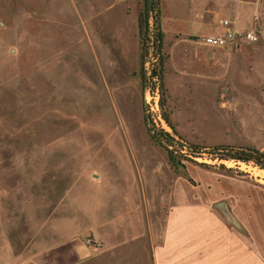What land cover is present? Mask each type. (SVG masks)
I'll use <instances>...</instances> for the list:
<instances>
[{"label": "rangeland", "instance_id": "374dc122", "mask_svg": "<svg viewBox=\"0 0 264 264\" xmlns=\"http://www.w3.org/2000/svg\"><path fill=\"white\" fill-rule=\"evenodd\" d=\"M36 13L30 0H0V264H52L59 245L82 246L81 264H155L153 206L161 202L160 215L171 210L164 184L176 172L147 127L168 131L179 151L180 139L195 143L163 119L162 91L158 108L150 109L138 73L140 122L132 108L129 117L130 99L121 90L130 79L121 78L114 92L113 79L75 43L78 32ZM233 146L264 151V140ZM195 160L264 187V168L252 162L207 153ZM198 167L187 162L193 182L176 174L196 186L194 178L205 177L193 172ZM224 203L217 208L227 224L212 217L206 202L178 208L158 246L159 264H264V240L259 245L227 208L229 221Z\"/></svg>", "mask_w": 264, "mask_h": 264}, {"label": "crops", "instance_id": "0c3cea01", "mask_svg": "<svg viewBox=\"0 0 264 264\" xmlns=\"http://www.w3.org/2000/svg\"><path fill=\"white\" fill-rule=\"evenodd\" d=\"M38 1L44 3L38 6ZM30 2L32 14L42 13L50 21H61L64 29L78 32L75 43L87 47L95 68L113 79L114 92L123 87L121 78L130 79V85L121 92L127 94V100H132L133 105L129 100L124 109L129 108V117L132 109L136 111L134 116L140 122L136 76L140 69L138 16L142 0ZM157 4V27L162 34L161 46L165 54L164 104L177 135L211 147L264 140L261 137L264 132V40L236 41L225 46L202 41L204 36L222 32L221 19H229L233 27L247 31L260 12L264 29V0H157ZM55 15L60 18H54ZM72 37L76 39L73 34ZM193 170L205 176L193 177L196 186L171 171L169 179L165 178L164 185L170 186L171 210L168 214L160 215L161 202L153 206L158 210L157 230L153 235L155 264H159L158 246L166 243L177 209L201 202L209 206L214 214L212 217L227 224L217 208L219 201L226 202L238 226L249 235H257L259 245L263 243L264 187L224 171L202 166ZM55 248L50 258L52 264H81L82 246Z\"/></svg>", "mask_w": 264, "mask_h": 264}, {"label": "trees", "instance_id": "16d2710c", "mask_svg": "<svg viewBox=\"0 0 264 264\" xmlns=\"http://www.w3.org/2000/svg\"><path fill=\"white\" fill-rule=\"evenodd\" d=\"M142 6L138 16V38L140 44V69L138 74L142 80L146 76V62L152 54L151 49H153L154 57L158 58L156 65L152 68L150 77L157 76L160 84L162 95H164L163 87V64L165 61V54L162 51V34L158 29L157 19H158V4L157 0H154V14H155V23L154 27L151 28L148 14L147 0H142ZM163 97V96H162ZM164 105V98L161 100V106ZM147 119V118H146ZM163 119L166 123L175 131L174 126L171 124L167 113H163ZM147 132L153 144L161 147L166 152L168 162L171 168L177 174L185 176L189 181H192L191 176L187 171V162L198 164L202 167L209 168L211 165L206 163H199L195 160L196 156H200L203 153H207L212 156L213 159L219 160H235V161H244L247 163H254L255 165L264 168V151L252 146H233L228 144L212 146L208 149L202 148H190L188 149L191 152L192 157L182 153L184 145L179 143L180 150L174 149L173 145L176 144V140L171 134L164 130H155L151 127H147ZM200 146L198 144H195ZM221 168L226 169L224 165L220 166Z\"/></svg>", "mask_w": 264, "mask_h": 264}, {"label": "built area", "instance_id": "2783aa9c", "mask_svg": "<svg viewBox=\"0 0 264 264\" xmlns=\"http://www.w3.org/2000/svg\"><path fill=\"white\" fill-rule=\"evenodd\" d=\"M220 24L223 27L222 32L217 35H208L202 38V41L215 46H225L228 43L240 41L245 43H254L259 40H264V29L262 24V18L260 12H258L254 17V25L250 30L242 31L238 30L231 25V21L229 19H221ZM151 59V60H150ZM156 57H149L146 62L153 63ZM149 66V65H148ZM154 65L146 68L147 75L149 77V83L147 87V103L150 106L152 111L158 108V100L160 98L161 93V84L157 76L150 77L151 71Z\"/></svg>", "mask_w": 264, "mask_h": 264}, {"label": "water", "instance_id": "95a60500", "mask_svg": "<svg viewBox=\"0 0 264 264\" xmlns=\"http://www.w3.org/2000/svg\"><path fill=\"white\" fill-rule=\"evenodd\" d=\"M147 6H148V14H149L150 24L154 26V23H155L154 0H147ZM148 83H149V77H148L147 72H146V76H145V79H144V86H145L146 89L148 87ZM180 142L183 143V145H187L188 147H191V148H202V149H206L207 148V147L197 146L195 144H191V143L185 142L182 139H180ZM222 207H223V212L225 213L227 219L229 221H233V216L228 211L225 203L222 204ZM88 242L92 243V244H96L95 240H89Z\"/></svg>", "mask_w": 264, "mask_h": 264}]
</instances>
